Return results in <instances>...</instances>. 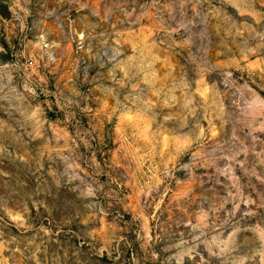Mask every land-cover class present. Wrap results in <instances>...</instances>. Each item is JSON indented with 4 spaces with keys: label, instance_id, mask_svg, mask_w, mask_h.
<instances>
[{
    "label": "rangeland",
    "instance_id": "obj_1",
    "mask_svg": "<svg viewBox=\"0 0 264 264\" xmlns=\"http://www.w3.org/2000/svg\"><path fill=\"white\" fill-rule=\"evenodd\" d=\"M0 264H264V0H0Z\"/></svg>",
    "mask_w": 264,
    "mask_h": 264
}]
</instances>
